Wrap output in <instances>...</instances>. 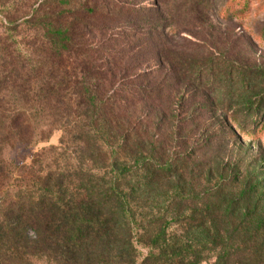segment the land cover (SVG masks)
<instances>
[{
    "label": "trees",
    "instance_id": "1",
    "mask_svg": "<svg viewBox=\"0 0 264 264\" xmlns=\"http://www.w3.org/2000/svg\"><path fill=\"white\" fill-rule=\"evenodd\" d=\"M192 1L203 8L208 0ZM71 3L43 0L22 20L0 21V264H202L219 248L213 264H230L234 239L215 227L224 219L207 217L211 232L202 238L192 230L204 224L179 209L171 216H155L154 209L143 214L138 199L153 161L140 154L132 167L119 162L128 133L116 120L127 105L103 98L109 91L110 98L119 95L114 79L135 48L139 56L163 55L156 5L124 9L111 0L108 12L88 4L67 10ZM248 10V0H230L224 14L242 17ZM105 30L118 33L94 46L91 33ZM259 34L264 38V30ZM123 42L130 45L118 47ZM184 62L182 56L172 60L171 74ZM109 73L114 89L100 90ZM145 76L141 71L135 79ZM127 96L137 100L143 93ZM251 114L259 115L258 107ZM55 132L59 145L33 153L30 163L11 157L16 145L25 151L39 143L33 136L45 141ZM78 152L92 154L89 165ZM101 152L109 154L108 165L96 158ZM158 167L165 172L167 165ZM129 174L137 176L135 183H128ZM178 222L185 231L169 233Z\"/></svg>",
    "mask_w": 264,
    "mask_h": 264
},
{
    "label": "rangeland",
    "instance_id": "2",
    "mask_svg": "<svg viewBox=\"0 0 264 264\" xmlns=\"http://www.w3.org/2000/svg\"><path fill=\"white\" fill-rule=\"evenodd\" d=\"M42 1L0 0V21L22 20ZM71 1L67 10L88 4L111 12V0ZM118 1L124 9L155 4L154 0ZM161 1L154 11L162 18L156 43L163 55L158 59L147 53L139 56L141 50L135 48L119 67L123 77L116 74L114 79L119 95L110 98L114 92L107 82L111 73L100 85V90L109 91L104 101L127 105L116 120L120 130L128 133L119 162L132 167L130 163L140 154H148L153 161L148 184L138 199L143 214L154 209L155 216H171L179 209L196 225L204 224L205 229L195 230L194 225L192 230L202 238L210 231L207 217L218 214L224 220L215 227L225 238L234 239L228 244L234 253L230 264H264V38L259 34L264 30V0H248L249 10L242 17L225 16L230 0H208L203 8L192 0ZM113 32L117 31L91 33L90 42L96 46ZM128 45L123 42L118 47ZM181 56L184 65L171 74L172 60ZM139 65L148 76L137 80ZM139 93L143 96L137 100L127 96ZM252 107H258L259 115L251 114ZM258 120L257 130L251 132ZM60 137V132L45 141L33 136L32 141L39 142L36 146L28 145L24 151V146L16 145L10 155L18 163H30L33 153L58 146ZM79 155L83 165L90 164V152ZM107 155L96 156L100 165L103 160L108 165ZM165 165L166 171L161 172L158 166ZM136 177L129 174L128 183H135ZM178 223L169 233L184 230ZM218 251L202 264H213Z\"/></svg>",
    "mask_w": 264,
    "mask_h": 264
}]
</instances>
